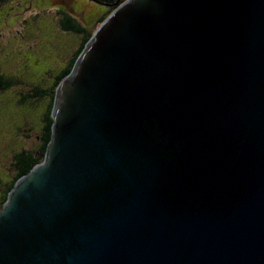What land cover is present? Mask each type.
Wrapping results in <instances>:
<instances>
[{
  "label": "water",
  "instance_id": "water-1",
  "mask_svg": "<svg viewBox=\"0 0 264 264\" xmlns=\"http://www.w3.org/2000/svg\"><path fill=\"white\" fill-rule=\"evenodd\" d=\"M52 115L0 264H264V0H126Z\"/></svg>",
  "mask_w": 264,
  "mask_h": 264
},
{
  "label": "rangeland",
  "instance_id": "rangeland-1",
  "mask_svg": "<svg viewBox=\"0 0 264 264\" xmlns=\"http://www.w3.org/2000/svg\"><path fill=\"white\" fill-rule=\"evenodd\" d=\"M105 9L93 0H0V71L22 82L0 90V177L5 182L15 153L36 149L40 133L41 119L18 98L37 83L48 84L47 73L63 66L82 40L63 30L61 12L95 29ZM44 109L43 104L40 112Z\"/></svg>",
  "mask_w": 264,
  "mask_h": 264
},
{
  "label": "trees",
  "instance_id": "trees-1",
  "mask_svg": "<svg viewBox=\"0 0 264 264\" xmlns=\"http://www.w3.org/2000/svg\"><path fill=\"white\" fill-rule=\"evenodd\" d=\"M93 1L100 3L106 8L104 13L99 17L98 26L95 29H90L86 25H83L75 16L62 11L61 13L63 17L60 20L61 26L67 33H75L79 35L80 39L82 38L79 48L73 53L72 56H70L63 66L58 68L57 71H54L53 73L49 71L47 73L50 75V81L48 84L34 83L35 86L27 90L25 94L22 93L18 98L19 104H29L36 117L41 119L40 133L37 138L38 145L36 149H24L15 153L13 158L14 162L12 163L14 167L13 172L6 173L9 177V180L5 182V180H3L4 178L2 179L0 177V210L6 202L8 194L14 187L17 180L28 173L32 168L43 162L45 159L48 144L52 137V125L54 122L52 112L55 105L58 85L66 76L71 73L80 53L84 49L91 36L94 34L95 30L119 5H121L126 0ZM14 82L19 83L21 80L12 75H4V73L0 71V90L6 89ZM43 104L45 109L40 112V108Z\"/></svg>",
  "mask_w": 264,
  "mask_h": 264
},
{
  "label": "flooded vegetation",
  "instance_id": "flooded-vegetation-1",
  "mask_svg": "<svg viewBox=\"0 0 264 264\" xmlns=\"http://www.w3.org/2000/svg\"><path fill=\"white\" fill-rule=\"evenodd\" d=\"M1 181V180H0ZM0 188H1V183H0Z\"/></svg>",
  "mask_w": 264,
  "mask_h": 264
}]
</instances>
